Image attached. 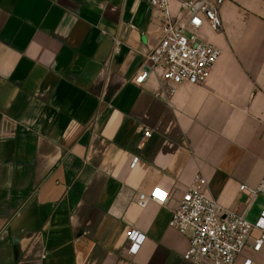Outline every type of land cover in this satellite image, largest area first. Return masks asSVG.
I'll return each mask as SVG.
<instances>
[{
  "label": "crops",
  "instance_id": "1",
  "mask_svg": "<svg viewBox=\"0 0 264 264\" xmlns=\"http://www.w3.org/2000/svg\"><path fill=\"white\" fill-rule=\"evenodd\" d=\"M220 16L210 77L170 96L133 81L161 38L150 0H0V264H193L169 223L197 175L257 222L264 198L239 188L264 175V0ZM155 191L169 204L140 208ZM259 235L235 264H264Z\"/></svg>",
  "mask_w": 264,
  "mask_h": 264
},
{
  "label": "built area",
  "instance_id": "2",
  "mask_svg": "<svg viewBox=\"0 0 264 264\" xmlns=\"http://www.w3.org/2000/svg\"><path fill=\"white\" fill-rule=\"evenodd\" d=\"M228 0H150L161 23V38L146 55L143 67L133 79L143 85L154 74L167 85L170 96L183 83L203 84L211 75L222 51L201 37L204 29L218 32L222 27L220 11ZM119 43H117L118 45ZM118 48V47H117ZM145 139L152 131L144 129ZM135 159L133 165L137 163ZM207 180L197 175L192 186L172 210L169 226L189 235V248L184 260L193 264H235L247 246L254 230L260 235L254 244L259 252L264 246V210L256 223L245 217V211L224 207L207 192ZM240 193L247 195L248 207L264 198V175L257 185L243 184ZM168 205V193H140L137 204L145 209L150 202ZM129 253L136 255L147 236L136 229L127 231ZM251 261H248L250 264Z\"/></svg>",
  "mask_w": 264,
  "mask_h": 264
}]
</instances>
